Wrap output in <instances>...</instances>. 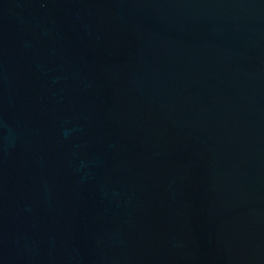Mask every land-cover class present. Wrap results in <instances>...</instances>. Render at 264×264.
Segmentation results:
<instances>
[{"label":"water","instance_id":"obj_1","mask_svg":"<svg viewBox=\"0 0 264 264\" xmlns=\"http://www.w3.org/2000/svg\"><path fill=\"white\" fill-rule=\"evenodd\" d=\"M0 264H264V0H0Z\"/></svg>","mask_w":264,"mask_h":264}]
</instances>
